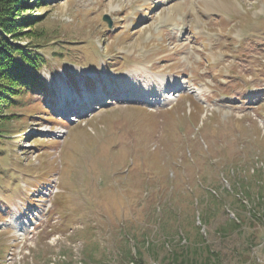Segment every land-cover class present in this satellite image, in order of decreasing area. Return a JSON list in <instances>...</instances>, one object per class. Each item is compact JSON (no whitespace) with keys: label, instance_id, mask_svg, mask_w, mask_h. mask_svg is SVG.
I'll return each mask as SVG.
<instances>
[{"label":"rangeland","instance_id":"rangeland-1","mask_svg":"<svg viewBox=\"0 0 264 264\" xmlns=\"http://www.w3.org/2000/svg\"><path fill=\"white\" fill-rule=\"evenodd\" d=\"M26 15L41 18L17 38L39 43L46 87L9 108L0 264H122L135 242L164 264L182 236L199 259L207 243L217 264H264V0H45ZM159 74L163 97L144 101Z\"/></svg>","mask_w":264,"mask_h":264},{"label":"trees","instance_id":"trees-1","mask_svg":"<svg viewBox=\"0 0 264 264\" xmlns=\"http://www.w3.org/2000/svg\"><path fill=\"white\" fill-rule=\"evenodd\" d=\"M42 2H45V0H0V144H6L12 138L14 131L11 128V124L21 115L19 112L9 111V108L17 105L21 94L27 89L45 91L46 84L41 75L45 57H43V53L39 52L38 48H35L39 43H35L31 39L24 41L17 38L18 34L22 32L19 30L20 28H30L33 25L34 28L41 18L40 15H21L30 6H37ZM30 30L33 31L31 28ZM42 35L43 33L40 34V36ZM40 36L37 37L39 38ZM5 156L9 158L11 155L6 154ZM258 177V181L263 180L260 175ZM259 195L257 193V199H262L263 197ZM261 207L262 212H264V205H261ZM157 209L160 210V207H157ZM174 213L177 214L176 211ZM199 219L201 223H204V219L201 216ZM154 221L156 222L157 219ZM158 222L161 224L160 220ZM231 222V225L225 226L220 230L223 232L227 228L239 230V217L236 216L235 220H231ZM182 235V230L176 234L177 237ZM182 237L185 238L183 249L176 255L174 251L177 249L171 248V253H168L165 259L171 258L167 259L164 264H217L219 256L216 257L215 253L209 250V244L206 243L204 246L203 253L206 252V254H204L203 259H199L198 255L197 257L194 256L192 246L188 247L186 237ZM165 238H167L166 243L170 247L175 239L170 240L168 235H165ZM148 243L149 240L146 237L142 244L147 251L149 250ZM195 245L197 246V253H199L201 249L199 243L197 242ZM134 246V253H124L126 263L123 262L122 264H134L135 262L142 264L143 253L136 242Z\"/></svg>","mask_w":264,"mask_h":264},{"label":"bare ground","instance_id":"bare-ground-1","mask_svg":"<svg viewBox=\"0 0 264 264\" xmlns=\"http://www.w3.org/2000/svg\"><path fill=\"white\" fill-rule=\"evenodd\" d=\"M207 1V0H206ZM177 7H179L178 5H176V8ZM166 18H170L169 20H173V16H170V14L166 17ZM165 18V19H166ZM173 24H176V22H175V20H173ZM172 24V25H173ZM192 53V52H191ZM158 76V78H159V82H160V85H161V89L157 92L156 91V93L154 94V96L153 97H151V96H146V97H144V98H141V99H143L144 101H148V100H151V101H153V102H155V103H158L159 101H160V97H163V95H164V91H165V87H166V85H169V83H167L165 80V77L164 76H162V74H159V75H157ZM176 81H174L173 83H175ZM176 84V83H175ZM180 86V85H179ZM181 87V86H180ZM167 88V87H166ZM182 88V87H181ZM201 89V88H200ZM195 90H197L198 92H197V94H199V89H195ZM170 93H172V92H170ZM145 94V93H144ZM200 95V94H199ZM87 98L86 99H84V101L85 102H87V101H89V97L88 96H86ZM119 98V97H118ZM123 98V97H122ZM129 98H139L140 99V97H129ZM166 98L167 99H172V98H174V91H173V93L172 94H169L168 93V96H166ZM128 99V98H127ZM135 100V99H134ZM67 103H64V104H62L61 105V107L63 108V109H67L68 107H67ZM156 105V104H155ZM58 107H56L55 109H57ZM81 113H83V112H81ZM14 224H15V226H16V228H17V231H19V230H22L23 229V223L22 222H14ZM25 225H26V223H25ZM24 231H25V229H24ZM23 231V232H24ZM24 234V233H23ZM22 234V235H23Z\"/></svg>","mask_w":264,"mask_h":264}]
</instances>
